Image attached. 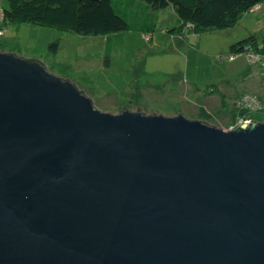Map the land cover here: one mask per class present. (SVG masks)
<instances>
[{"label": "water", "instance_id": "1", "mask_svg": "<svg viewBox=\"0 0 264 264\" xmlns=\"http://www.w3.org/2000/svg\"><path fill=\"white\" fill-rule=\"evenodd\" d=\"M0 264H264V121L103 112L0 51Z\"/></svg>", "mask_w": 264, "mask_h": 264}, {"label": "rangeland", "instance_id": "2", "mask_svg": "<svg viewBox=\"0 0 264 264\" xmlns=\"http://www.w3.org/2000/svg\"><path fill=\"white\" fill-rule=\"evenodd\" d=\"M113 6L130 24L128 31L82 36L36 22L4 25L7 2L0 0V51L41 62L103 112L183 114L226 130L245 114L264 120V113L260 117L239 106L246 95L264 99V65L254 62L248 49L238 56L231 52L232 45L256 36L250 45L259 54L264 3L233 28L194 33L186 26L181 36L173 33L182 25L172 6L154 11L140 0H113ZM54 43L56 52L50 48Z\"/></svg>", "mask_w": 264, "mask_h": 264}, {"label": "trees", "instance_id": "3", "mask_svg": "<svg viewBox=\"0 0 264 264\" xmlns=\"http://www.w3.org/2000/svg\"><path fill=\"white\" fill-rule=\"evenodd\" d=\"M140 1L154 11L172 6L182 25L176 27L173 33L176 31L180 36L183 33L181 28L186 26L190 31L194 30V33L233 28L245 14L264 3V0ZM6 2L7 7L3 10L4 25L36 22L82 36H108L130 29L127 20L115 11L113 0H6ZM256 42V36H250L232 45V55L244 54L250 44ZM50 48L56 52L58 43L52 44ZM106 65H110L109 58ZM259 115L262 117V114Z\"/></svg>", "mask_w": 264, "mask_h": 264}, {"label": "built area", "instance_id": "4", "mask_svg": "<svg viewBox=\"0 0 264 264\" xmlns=\"http://www.w3.org/2000/svg\"><path fill=\"white\" fill-rule=\"evenodd\" d=\"M259 6V5H258ZM256 6V8L258 7ZM257 48H260V51H259V54H255L254 52V49L252 50L251 46H249L247 49L248 51H251V54H250V57L253 58V61L254 62H258L259 60H261L262 64L264 65V46L261 47V45L258 47L256 46ZM255 47V49H256ZM251 48V49H250ZM263 51V52H262ZM239 106L242 107V109L245 111V112H248V113H254V114H263L264 113V99L262 98H258L254 95H246L244 96V98L241 100V102L239 101ZM247 117V114H245V116L242 117V119H239L235 124L231 125L229 129H236L238 126H240L241 124L243 123H248V124H252L253 122H262L264 120H261V121H255L252 120V118H246ZM246 118V119H245ZM245 119V120H243Z\"/></svg>", "mask_w": 264, "mask_h": 264}]
</instances>
